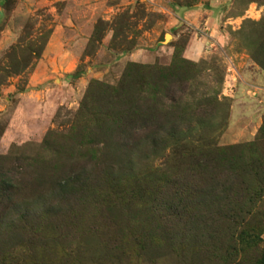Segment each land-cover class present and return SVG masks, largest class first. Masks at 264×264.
<instances>
[{"label": "rangeland", "instance_id": "rangeland-1", "mask_svg": "<svg viewBox=\"0 0 264 264\" xmlns=\"http://www.w3.org/2000/svg\"><path fill=\"white\" fill-rule=\"evenodd\" d=\"M184 4L185 0H90L81 4L74 0H0V168L15 174L21 196L47 186L49 191L51 183L71 169L92 173V167L101 165L121 180L111 182V191L127 196L137 183L139 189L145 187L141 179L146 172L155 176L172 173L171 164L176 161L171 144H167L176 139L183 140L180 144L188 149L258 141L264 109L250 135L247 120L232 113V106L233 101L244 99L247 108L251 103L248 97L263 93L264 82L256 83L254 73H264V0ZM196 8L209 9L211 20L206 22L207 13L193 20L184 17ZM67 16L76 19L78 40L83 43L75 68L71 72L37 70L56 22ZM191 40L201 49L188 57L186 48ZM121 52H138L142 62L118 60ZM176 60L178 65L182 60L189 65L183 91L157 94L162 98L161 121L179 123L175 136L164 147L156 151L147 145L133 148V143L114 137L113 128L96 123L93 116L86 124L79 123V105L92 81L115 87L130 62L165 68ZM150 91L149 86L143 88L142 104ZM98 97L104 102L95 103L105 107L108 97ZM228 129L231 134L242 130L248 134L243 131L235 141L225 144L222 137ZM152 131L153 127H145L128 136L138 140ZM175 150L179 152L178 145ZM74 216L76 221L69 223L70 237L58 235L57 242L68 252H77L82 260L98 257L103 249L97 231L106 229L103 217L88 207L77 208ZM59 226L53 230L55 234L64 233L63 225ZM132 226L131 218L119 220L118 228L123 232ZM90 230L97 231L90 234ZM259 248L264 249V230ZM22 251L15 252L19 255ZM158 251L162 252L149 253L156 257L160 253L156 264L197 261L190 254L178 259L163 257V250Z\"/></svg>", "mask_w": 264, "mask_h": 264}, {"label": "trees", "instance_id": "trees-1", "mask_svg": "<svg viewBox=\"0 0 264 264\" xmlns=\"http://www.w3.org/2000/svg\"><path fill=\"white\" fill-rule=\"evenodd\" d=\"M194 2L185 0L184 6ZM176 62L165 68L130 62L115 87L92 81L79 105V123L86 124L93 116L96 123L112 127L114 137L128 139L133 148L147 145L156 151L179 126L176 120L161 121L162 98L157 95L183 91L189 65L185 60L181 63L186 66ZM145 86L151 95L142 104ZM98 94L108 97L105 107L95 103L104 102ZM145 127L154 131L130 140V133ZM256 138V143L245 145L192 149L181 145L183 140L169 142L176 161L172 173L146 172L141 179L145 187L139 189L137 183L127 196L111 191V182L121 180L102 165L92 167V173L71 169L57 177L49 191L47 186L24 196L15 174L1 167L0 264H103L104 258L108 264H156L160 253L157 257L149 253L160 249L163 257L185 259L190 254L197 259L189 264H264V249L259 248L264 230V119ZM86 207L103 217L106 229L95 230L102 254L82 260L57 238L70 237L69 223L76 221L77 208ZM127 218L133 226L123 232L119 220ZM59 225L65 231L55 234ZM18 249L22 254L15 252Z\"/></svg>", "mask_w": 264, "mask_h": 264}, {"label": "crops", "instance_id": "crops-1", "mask_svg": "<svg viewBox=\"0 0 264 264\" xmlns=\"http://www.w3.org/2000/svg\"><path fill=\"white\" fill-rule=\"evenodd\" d=\"M90 0H74V3L81 4L83 2H89ZM52 3L53 1H49ZM70 1H68L69 3ZM209 9H200L196 8L194 10H190L184 13V17L191 18L192 20L198 17L199 15H204L207 13L206 22L211 20L210 14L208 13ZM76 19L74 17L67 16L64 19L58 20L52 34L49 38L48 44L45 48V51L42 55L38 63L37 70L43 72H51V71H68L71 72L75 68L76 60L75 58L80 54L79 48H81L82 44L80 39V29L77 26H74ZM72 26V27H68ZM68 30L72 32V34L68 33ZM78 45V46H77ZM80 46V47H79ZM199 44L190 41L188 47L186 48V55L188 57H193L200 52ZM138 52H121L118 55V60H131V61H138L142 62V59L137 57ZM54 57L52 59L51 57ZM49 57V58H48ZM116 57V55H115ZM254 80L256 83L264 82V73L256 70L254 73ZM263 93H260L259 97H248L251 100L249 103V107H245V100L238 99L233 101L234 105L232 106V113L234 112L236 116L242 114V118L246 119V128L250 130V135L253 134L255 126L258 123V119L263 113L264 109V89H262ZM253 99V101H252ZM231 128V127H230ZM231 129H228L227 133H225L222 137L223 143H230L235 141L240 135L248 134L245 130L238 132L236 134L230 133Z\"/></svg>", "mask_w": 264, "mask_h": 264}, {"label": "bare ground", "instance_id": "bare-ground-1", "mask_svg": "<svg viewBox=\"0 0 264 264\" xmlns=\"http://www.w3.org/2000/svg\"><path fill=\"white\" fill-rule=\"evenodd\" d=\"M168 37V36H167Z\"/></svg>", "mask_w": 264, "mask_h": 264}]
</instances>
